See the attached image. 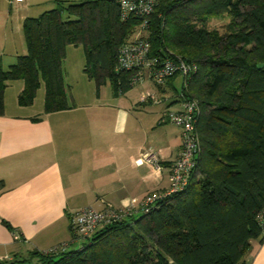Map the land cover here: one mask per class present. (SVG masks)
<instances>
[{"label": "trees", "instance_id": "1", "mask_svg": "<svg viewBox=\"0 0 264 264\" xmlns=\"http://www.w3.org/2000/svg\"><path fill=\"white\" fill-rule=\"evenodd\" d=\"M54 3L25 18L26 53L8 69L0 63V115L16 80L24 82L22 106L34 103L43 84L46 113L72 107L63 71L68 45L84 48V72L97 94L107 83L124 94L134 72L118 69L119 50L144 26L152 55L197 64L185 96L200 107L198 174L185 191L139 218L102 227L82 248L34 250L0 264L244 263L253 241L264 238V0H158L148 17L126 19L118 0ZM225 12L231 19L224 32L203 24ZM178 77L160 89L177 93Z\"/></svg>", "mask_w": 264, "mask_h": 264}, {"label": "crops", "instance_id": "2", "mask_svg": "<svg viewBox=\"0 0 264 264\" xmlns=\"http://www.w3.org/2000/svg\"><path fill=\"white\" fill-rule=\"evenodd\" d=\"M54 2L0 0L3 67L26 53L25 18ZM13 84L15 103L8 101ZM23 87L22 80L8 85L0 115V261L70 243V219L77 210L139 207L147 195L169 190L182 131L164 120V113L177 105L176 99L152 116L147 108L156 103L150 97L133 101L127 94H113L105 99L101 87L99 94L72 95L70 109L46 113L45 91L39 99L38 90L32 105L18 103ZM162 89L159 93L166 95ZM150 154L157 156L160 169L146 161ZM241 264H264V238L253 241Z\"/></svg>", "mask_w": 264, "mask_h": 264}, {"label": "built area", "instance_id": "3", "mask_svg": "<svg viewBox=\"0 0 264 264\" xmlns=\"http://www.w3.org/2000/svg\"><path fill=\"white\" fill-rule=\"evenodd\" d=\"M12 2L22 3L25 0H12ZM118 2L120 3L122 18L126 19L134 14L144 18L148 17L155 11L158 0H118ZM143 27L139 29L143 30ZM197 68V64L187 62L184 59H164L152 55L151 43L145 37L130 39L120 48L118 69L134 72L132 85L149 79L159 86H164L168 77L176 73L181 76L180 89L173 97L177 101L175 103L180 106L175 109H167L164 113V120L175 124L182 131L181 152L171 166V186L166 192L147 195L139 207L131 205L125 208H116L107 204L102 209L89 206L75 211L70 219V230L75 237L70 243H62L47 253L65 252L70 245L79 239H87L89 242L91 236L102 227L134 216L139 211L149 212L170 194L183 192L190 186L191 181L198 174V156L201 148L195 122L200 107L197 100L185 96V90L189 86V78L197 71ZM149 97L156 103H161L163 99H166L165 97L155 98V95ZM146 161L158 169L161 168L155 154L148 155ZM18 237L19 235H16V238Z\"/></svg>", "mask_w": 264, "mask_h": 264}, {"label": "rangeland", "instance_id": "4", "mask_svg": "<svg viewBox=\"0 0 264 264\" xmlns=\"http://www.w3.org/2000/svg\"><path fill=\"white\" fill-rule=\"evenodd\" d=\"M77 2H80L81 0H75ZM55 7V4H48L43 7L35 8L34 11H31V16H39L41 13L48 11ZM231 16L225 12L221 14H209L206 17L205 22H203L204 25H206L209 29H218L220 32H224L227 28V24L230 22ZM199 25H202V22L199 23ZM146 35V32L142 29H137L135 33L132 35L131 39H135L138 37H143ZM24 36V34H23ZM21 40L19 39L18 43ZM19 46V45H18ZM24 47L26 50V44L24 40ZM20 50V47L18 48ZM25 52V51H24ZM21 54V53H20ZM5 62H7V59H4ZM84 66H85V53L84 48L82 46H75V45H68L67 46V52L66 57L63 62V71L66 78V86H67V95L68 98H72L76 95H83L86 93H96V84L93 80H90L87 74L84 72ZM5 69H8V65H4ZM16 83V82H14ZM181 84V77L176 79V87L178 90L180 89ZM13 88L11 87L9 90V97L8 101L16 102V85L13 84ZM41 89H39V99L42 97V93L45 91V87L42 84ZM158 85L154 83L152 80L147 79L146 81L142 83H138L136 85H133L129 90H127L124 94H127L131 97V99L139 100L142 96L149 97L150 95H155V98H166L163 99L161 103H156L153 106H150L151 108H147L148 112L152 113L153 115H159L163 109L166 108V106L169 104V101L171 98L174 97L175 93L171 90L167 91V94L164 95L162 93H159L158 91ZM165 87V85H164ZM100 92V91H99ZM101 93L105 99H108L111 97L114 93L112 90V87L108 83L107 85L103 86L101 88ZM154 98V99H155ZM180 105H175L173 109L178 108ZM154 113V114H153ZM178 127V126H177ZM170 132V131H169ZM141 215H143L142 211L137 212L134 217L139 218ZM78 242L75 244L70 245V250L73 249H79L87 244V239H79Z\"/></svg>", "mask_w": 264, "mask_h": 264}, {"label": "water", "instance_id": "5", "mask_svg": "<svg viewBox=\"0 0 264 264\" xmlns=\"http://www.w3.org/2000/svg\"><path fill=\"white\" fill-rule=\"evenodd\" d=\"M263 66V63L259 64V67H262Z\"/></svg>", "mask_w": 264, "mask_h": 264}]
</instances>
